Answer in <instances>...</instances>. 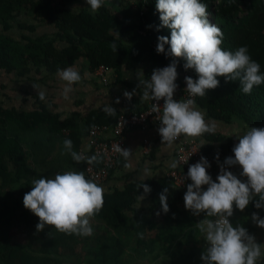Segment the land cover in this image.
<instances>
[{"label":"trees","instance_id":"obj_1","mask_svg":"<svg viewBox=\"0 0 264 264\" xmlns=\"http://www.w3.org/2000/svg\"><path fill=\"white\" fill-rule=\"evenodd\" d=\"M201 2L207 5L209 22L224 33L221 47L234 52L246 46L264 73V0ZM117 8L122 10L120 14ZM170 35L171 30L161 26L156 0H105L95 14L86 0H0V264H131L149 257L163 264H204L198 248L201 240L194 242L195 248L187 249L200 235L194 227L199 221L181 209L185 193L171 177L147 184L152 205L144 218L135 216L143 189L140 184L104 194L103 208L92 218L103 225L101 235H68L50 226L37 231L39 218L23 204L33 179L54 178L66 171H84L88 178L87 164L74 162L63 141L71 140L73 150L80 153L81 139L94 126L112 127L121 113L115 111L110 116L100 108L85 117L73 114L64 119L51 98L40 101L36 89L26 86L20 90L21 84L50 89L49 82L58 69L81 61L93 72L100 66L114 71L118 82L124 71L140 67H145L144 80L150 79L154 69L175 59L177 72L190 71L197 79L194 69L185 70L183 58L157 53L158 37L170 39ZM168 48L165 45V52ZM217 79V88L195 98L207 118L223 124L237 119L245 129L264 128V84L245 95L238 82ZM11 83L18 85L12 87V91L18 90L17 95H11ZM139 84L128 86L137 89L141 97L143 87ZM177 85L176 100H180L186 83ZM138 100L134 96L132 103L137 106ZM202 136L206 143L203 152L215 163L234 155L231 137L216 133ZM219 142L224 144L217 149ZM165 187L167 213L159 201Z\"/></svg>","mask_w":264,"mask_h":264},{"label":"clouds","instance_id":"obj_2","mask_svg":"<svg viewBox=\"0 0 264 264\" xmlns=\"http://www.w3.org/2000/svg\"><path fill=\"white\" fill-rule=\"evenodd\" d=\"M86 3L91 13L95 14L104 6L105 0H86ZM156 9L161 26L171 30L170 39L167 36L158 37L157 53L183 58L186 61L183 65L185 70L194 69L198 76L195 80L185 77L184 91L189 98L180 100L173 98L178 87L175 83L178 76L175 59L166 67L154 69L150 79H140L139 87H143L141 99L157 102L152 103L151 112L157 114L156 119L160 122L158 132L162 143L171 146L182 135L195 138L217 131V122L206 121L205 113L197 108L194 99L204 97L208 90L217 88V77H224L226 82H238L240 91L250 95L254 87L264 84V73H261L260 64L251 58L246 46L234 52L221 47L224 33L216 24L209 22L207 5L201 0H156ZM165 45H169L167 52ZM111 47L117 50L115 43ZM57 76L65 82L61 95L65 100L70 99L72 86L81 81V74L70 66L58 69ZM33 87L37 89V86ZM134 93L135 90L132 93L125 91L124 96L131 100ZM37 96L40 101L46 99L44 90H37ZM161 100L162 106L159 104ZM103 110L110 116L115 113L110 105H105ZM235 137L238 143L232 149L234 155L226 158L215 181L208 174L210 164L204 157L190 165L184 176V180L191 181L183 197L186 210L194 216L204 214V219L194 225L206 241L201 255L204 264H258L264 258V245L258 243L243 225L233 226L229 219L234 208L243 212L250 202H254L257 209L264 208V128L251 126ZM201 144L206 143L202 140ZM63 146L77 164L98 162L95 155L87 157L74 151L69 139L63 141ZM115 151L125 160L132 153L119 144ZM236 165L242 169L239 176L246 178L244 181L228 170ZM170 167L177 168L178 161H173ZM151 177L147 168L139 175L142 181L140 187L145 193L151 189L143 181ZM31 184L32 190L24 195L23 204L39 218L37 231L50 226L68 235L87 237L93 234L91 220L103 208L104 188L86 178L84 171L57 173L54 178L40 177L33 179ZM202 186H207L206 190ZM167 193L168 188L165 187L159 196L164 213L169 211ZM139 199L144 197L139 196ZM252 221L264 228V218L255 212ZM138 235L142 238V234Z\"/></svg>","mask_w":264,"mask_h":264},{"label":"crops","instance_id":"obj_3","mask_svg":"<svg viewBox=\"0 0 264 264\" xmlns=\"http://www.w3.org/2000/svg\"><path fill=\"white\" fill-rule=\"evenodd\" d=\"M136 1V0H133ZM109 5V3H108ZM117 13L120 14L122 10L117 8ZM74 67L81 74V81L72 86L73 92L71 93V98L65 100L61 95L62 89L64 87L65 82L61 81L59 77L56 75L53 77V80L49 82L50 89L46 86H38L37 90H44L46 96L52 99L53 102L58 107V111L63 114V118H69L73 114H78L82 117H85L88 113L93 112L96 109L104 108L105 105H110L116 112L121 114L123 113H136L140 110H143L151 104V100L144 101L139 97V93L137 89H131L130 84H139L140 79L144 80V71L145 67L137 68L135 71H124L121 81L116 82L117 75L112 70H107L104 75L108 80L107 84L96 75V71H91L88 68V64L85 61L78 62L74 65ZM182 82L185 80L178 79L175 83ZM127 83V84H126ZM22 87L20 90H23L27 85L21 84ZM135 90V93L132 95L131 100L124 96V92L132 93ZM18 90L12 91L11 87V95H17ZM134 96L138 97L139 100L137 102V106L133 104ZM174 99L178 98V92H174ZM119 100V103H117ZM197 108L205 113V119L207 118L205 110L197 106ZM212 119H206V121H211ZM245 126L239 120H233V122L229 124H223L221 122H217V131L216 134H220L225 137H231L233 140V147L238 140L235 135L238 133H242L245 131ZM111 135V134H109ZM185 138V137H184ZM188 141H196L201 147V141L203 136L195 137V138H185ZM124 140L126 143V148L130 150L131 156L125 160L124 157L121 158L117 168L112 171L108 181L102 185L104 188V194H113L116 190L123 191L127 187L131 185L141 184L142 181L139 179V175L143 172L145 168L150 170L151 178H147L143 181L145 184H149L159 179H163L169 177L171 172L183 171V168L178 163V167L173 169L170 167V164L173 161H177V147L178 143L175 141L171 146L162 143V138L158 132V127L151 126L148 129H131L126 131L124 134ZM146 143L151 145V151L149 154L145 153ZM220 143V144H219ZM215 144V147L219 149L221 144L224 142H219ZM80 150L86 151L88 155H91L88 144V135H85L81 139ZM218 162V163H217ZM215 163V167L212 170L208 171V174L212 177L213 181L216 180L217 175L220 172V167L224 165L225 160H218ZM130 165L129 167H125V165ZM226 167V166H225ZM228 170L232 171L233 174L237 175L242 181L246 178L240 177L239 173L242 171L239 165L232 166ZM191 183V182H189ZM182 184L178 189L185 193L187 191V184ZM204 190H206L207 186H202ZM140 189V188H139ZM142 191L140 196H143L144 199L138 201L135 205V216L138 218H144V216L148 213V209L151 207L152 202L150 199V192L145 193L144 189H140ZM182 210H186L184 206V202L180 205ZM190 212L191 211L186 210ZM257 213L261 218H264V208L257 209L254 206V202H250L248 207L241 212L238 209L234 208V216L231 217L230 222L233 226L237 224L243 225L249 234L253 235L258 243H262L264 245V228L258 227L252 221V214ZM149 214H147L148 216ZM197 221L204 219V214L202 213L199 216H195ZM143 220V219H142ZM91 226L93 228V236L101 235L104 231L103 225L101 222H96L91 220ZM111 235H115L112 233ZM22 240V238H21ZM199 243L198 248L202 249V253L206 248V241L203 238V235L200 233L198 239L192 240L190 244L187 246L188 250H191L194 247V242ZM200 254V259L201 255ZM166 258V257H163ZM264 264V258L258 261V264ZM131 264H163L162 260H158L153 257H149L145 260L137 259L134 260ZM164 264H168L167 261H164Z\"/></svg>","mask_w":264,"mask_h":264},{"label":"built area","instance_id":"obj_4","mask_svg":"<svg viewBox=\"0 0 264 264\" xmlns=\"http://www.w3.org/2000/svg\"><path fill=\"white\" fill-rule=\"evenodd\" d=\"M166 66L168 65H164L162 66V68ZM95 71L96 75L104 82V84H107L108 80L104 75V73L107 71V68L105 66H100ZM177 73V80H185L186 76L194 79V74L190 71H179ZM176 91L179 93L180 89L177 88ZM182 96V99L189 98L185 91L183 92ZM152 103L157 102L151 101V104L149 105L147 110L136 113L121 114L112 127L97 125L90 130L88 134V144L91 155H88L84 150H80V153L87 157H91L93 155L97 156L100 165L96 166L95 164H87L86 174L88 179L94 180V182H96L100 186L108 181L112 171L117 168L119 160L123 157L115 151V147L119 144L122 149H127L124 140V134L126 133V131L140 128L148 129L151 126H156L159 128L160 122L156 119L157 114L151 112ZM159 104L160 106H162L163 100L159 101ZM176 142L178 143L176 152L177 161L183 168V171L171 172L169 174V177L174 180V184L177 187H180L182 184L191 182L190 180H184V176L187 175L189 166L199 162L201 157L206 158V160L210 164V167L207 169V171L214 168L215 161L203 152V149L198 142L188 141L184 138L183 135L179 137ZM150 151L151 145L146 143L145 153L149 154ZM229 219H231V217Z\"/></svg>","mask_w":264,"mask_h":264},{"label":"rangeland","instance_id":"obj_5","mask_svg":"<svg viewBox=\"0 0 264 264\" xmlns=\"http://www.w3.org/2000/svg\"><path fill=\"white\" fill-rule=\"evenodd\" d=\"M8 85H9V84H8ZM17 86H18V85H14L13 83H11V84L9 85L8 89L11 88V87H17ZM27 86H32V87H30V88L35 89V88L33 87V84H31V83H28ZM37 88H38V86H37ZM36 90H37V89H36ZM23 237H24V236H21L22 239H23Z\"/></svg>","mask_w":264,"mask_h":264}]
</instances>
